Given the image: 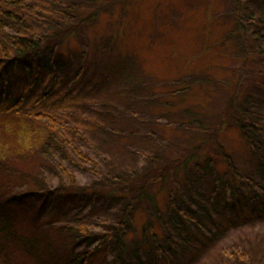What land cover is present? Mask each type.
Returning <instances> with one entry per match:
<instances>
[{
    "label": "trees",
    "instance_id": "trees-1",
    "mask_svg": "<svg viewBox=\"0 0 264 264\" xmlns=\"http://www.w3.org/2000/svg\"><path fill=\"white\" fill-rule=\"evenodd\" d=\"M67 1L0 0V149L5 148L0 150L1 261L11 264L23 257L30 264H94V252L106 246L109 264H117L127 244L126 232L134 226L135 204L142 203L152 215H146L140 227L144 235L159 229L181 238L170 242L204 238L207 243L238 228L244 236L234 244L242 251L233 245L224 249L219 264L263 263L264 239L259 242L254 226L264 229V119L255 112L263 102L264 70L244 83L239 81L242 67L239 76L223 83L199 72L195 90L209 89L203 92L206 103L204 98L193 99L192 89L170 90L177 86L174 82L161 84L170 91L160 92V84L123 73L135 61L117 48L122 25L110 21L113 14L100 8V0H83L80 6ZM233 1L245 21L237 16V31L227 32L221 42L233 34L243 36L248 23L256 28L250 34L254 40L264 39L262 15L242 0ZM121 11L116 15L120 21ZM98 14L108 24L93 38L82 39ZM206 43L203 52L212 50ZM94 51L106 64H92ZM255 55L263 60L264 47L258 46ZM243 56V63L250 60ZM117 57L119 62H113ZM117 67L127 86L117 82L114 91L123 86L135 96L149 85L153 95L148 90L145 97L135 96L139 104L127 101L112 115L96 91L111 74L115 77ZM214 89L226 97L212 113L205 104L213 100ZM141 102L148 112L145 119L135 111ZM93 104L99 108L91 110ZM124 120L129 126L119 125ZM140 124L148 125L151 133L164 131L144 133L154 141L153 148L140 146L146 142L139 136ZM229 129L242 143L246 155L241 162L226 141ZM106 143L120 154L132 153V167L111 163L100 152ZM73 166L88 169L97 181L80 185ZM54 175L57 182L52 186L49 179ZM99 205L114 207L118 214H92L95 222L75 216ZM71 206L77 209L73 214Z\"/></svg>",
    "mask_w": 264,
    "mask_h": 264
},
{
    "label": "rangeland",
    "instance_id": "rangeland-1",
    "mask_svg": "<svg viewBox=\"0 0 264 264\" xmlns=\"http://www.w3.org/2000/svg\"><path fill=\"white\" fill-rule=\"evenodd\" d=\"M64 1L66 2L67 0ZM67 2H72L77 6L84 4L83 0H68ZM242 2L249 6L255 14L258 16L262 15V18H264V3L261 4L262 2H255L254 0L253 2L242 0ZM100 3V8L105 9L109 13L108 15L113 14L112 17H109L110 21L116 26L118 24L122 25V44L117 48L123 52V56L130 55L133 61H135L129 70H124L125 76L128 72L127 77L134 74L140 80H148V83L160 84L158 89L160 92L168 93L170 90L183 88L192 89L191 94L193 99H200L204 98L203 92L209 93V89L207 88L205 90H195V87L198 86V80H195L194 77L201 71L205 72L202 73L204 76L208 73L214 77L216 82L223 83L226 81V78H231L232 75L237 76L238 70L242 67V78L239 81L244 83L246 81L245 78L248 77L250 80L255 72L260 69L264 70V59L259 61L253 58L254 56L257 57L255 50L258 49V46L264 47V39L254 40L255 38L250 35L256 29L254 24L248 23L243 36L233 34L231 35V40L224 42L225 44L221 42V37L226 35L227 32L230 30L237 31L236 24L234 23L237 16H239L237 18L241 22L245 21L242 12L239 10L235 11L233 0H100ZM121 9H123L121 17L124 18L121 20L122 22L116 17ZM97 17L98 19L93 20V23L90 21L91 26L82 33V39L84 36L86 38H93L94 35L99 34L100 30L106 27L108 24V22H105L106 17L100 14ZM260 31L264 32V29ZM227 38L229 39V37ZM206 42H210L209 48H212L209 52L202 51L203 45L207 44ZM244 50H247V52L245 53ZM218 52L225 55V57L222 56L223 58H221ZM243 52L246 56L250 57V60L246 63H243L244 59L242 57L245 55ZM122 55L120 59L124 58ZM90 57L94 66L102 61L106 64L105 58L98 51L90 53ZM242 59L243 61H241ZM113 62H119L118 57ZM221 67L225 68V71L220 70ZM118 69V67L115 69L114 75ZM110 76L111 78L108 77L107 83L100 87L96 93L104 101V105H102L104 110L112 115L113 113H117L119 108H122L124 105L126 106L127 101L131 105L133 103L139 104V102H135L136 97L147 96L148 90L152 94L149 85H146L148 89L143 92H136V97L132 92L124 89L123 86H119L118 90L114 91L112 87L116 86L117 82H119V85L123 83V85L127 86V84L124 83L126 81L120 80L122 75L116 74L114 77L111 74ZM236 76H234L235 79ZM68 78L69 75L66 76V81ZM94 79L95 75L92 79L89 78L90 82ZM172 82L177 86H172V89L169 87L170 90L166 85H161ZM209 85H212V83ZM157 94L155 93V96ZM210 95L213 96V100L205 105L212 113H215L221 109L226 93L220 92L219 89H214V93ZM261 98L264 102V96L261 95ZM166 99L170 100L171 96ZM155 101L159 103L158 100ZM202 102L206 103L205 98ZM263 102L257 105L258 110H255V112L259 117L264 119ZM144 106L145 104L141 102L140 108L135 110L142 119L148 117L147 108L142 109ZM90 108L91 110H96L99 108V104H93ZM163 118V120H166L165 116ZM118 122L122 121L119 119ZM127 122L125 123L124 120V124L119 125L121 127L127 126ZM149 130L150 127L148 125H138L139 136L144 137L145 139L142 140H146L147 142L141 141L139 144L140 146L153 148L155 146L154 141L151 138H147L144 134ZM161 133L163 134L164 131L151 134L155 136ZM164 135L170 136L169 134ZM226 136V141L232 145L229 147L233 148L238 161H243L246 154L243 151L242 143L237 138V134L232 129H229ZM83 148L86 150V147ZM3 149L5 148L2 147L0 150ZM100 152L109 156L111 163L113 162L114 165L120 162L123 166L132 167V153L120 154L113 146L107 143ZM72 169L80 185L88 184L98 179V176L93 175L86 168L73 166ZM49 180L53 184L52 186L56 185L57 177L55 175L50 176ZM76 211L77 209L71 206L70 212L73 214ZM79 212L75 216L83 218L88 222L89 220H93L94 222L98 220L97 218L90 219L92 217L89 216H92V214H106L109 218L112 214H118L114 207L106 206L104 208L100 205L95 207L92 212L87 211V209H81ZM150 213L148 207H143L142 203L135 204L133 212L134 226L126 232L127 244L123 247L122 258L117 264H219L221 251L224 249L230 250L233 245V250L238 248L242 251L240 246H235L234 244H237L239 240H243L244 232L238 228L225 230L219 235L214 236L212 238L213 241L207 243L204 238H200V240L194 239L190 243L182 242V240L170 242L171 240L169 239L171 238H181L172 231L163 232L159 229L152 236L147 232L144 235L140 227L146 215L152 216ZM107 224L110 225V221H107L105 225L108 226ZM254 227L257 229L256 235L258 234L259 242H262L261 239H264V231H259V229H264L261 228V225L257 226V223ZM249 230L252 233V229ZM251 233L250 235L253 236ZM105 248L107 247L105 246ZM260 248L259 246V251ZM104 249H98L94 252V264H109V252L108 249L105 251ZM174 249L179 250L176 252V256ZM256 263L264 264V262ZM0 264H4L1 259ZM11 264L30 263L26 262L23 257H18Z\"/></svg>",
    "mask_w": 264,
    "mask_h": 264
}]
</instances>
